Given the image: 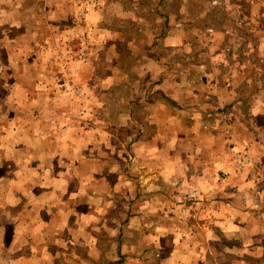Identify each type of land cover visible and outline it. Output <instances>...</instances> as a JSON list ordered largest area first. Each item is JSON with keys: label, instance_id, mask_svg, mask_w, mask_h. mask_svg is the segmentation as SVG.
I'll use <instances>...</instances> for the list:
<instances>
[{"label": "crops", "instance_id": "0c3cea01", "mask_svg": "<svg viewBox=\"0 0 264 264\" xmlns=\"http://www.w3.org/2000/svg\"><path fill=\"white\" fill-rule=\"evenodd\" d=\"M47 1L0 0V41L7 38L16 57L22 43L29 47L30 33L39 29L38 11L44 13L45 6L51 10ZM51 1L57 3L54 10L60 1L63 12V0ZM90 14L88 7L86 16ZM11 28L18 30L8 36ZM28 57L32 54H25ZM28 76L0 75V264H96L97 249L98 255L111 252L107 264H264V168L256 165L226 174L232 169L218 156L221 147L215 146L218 139L213 134L201 137L206 145L200 150L187 147L194 138L186 132L188 120L177 130L172 105L181 102L191 110L198 91L190 80L181 83L162 76L147 94L140 83L129 88L135 94L134 109L143 113L137 121L138 144L143 140L145 146L137 148L136 175L129 177L126 160L131 153L122 149L119 161L112 145H105L98 155L95 131L68 134L51 129L60 120L62 105L49 94L46 75H36L30 83ZM211 85L219 92V86ZM263 101L254 99L252 106ZM261 111L256 108L255 115ZM248 139L252 153L258 139ZM180 142L186 146L178 147ZM234 142L238 150L243 147L238 136ZM98 179H108V191L119 198L125 196L114 193L117 186L134 184L140 205L129 223L134 231L98 228V214L107 211L92 193V182ZM193 188L200 197L191 209L195 221L189 235L164 216L172 218L169 212L182 193ZM139 190L150 196L144 200ZM127 232H136V240L129 241ZM168 232L171 241L166 243ZM229 236L238 241L226 242Z\"/></svg>", "mask_w": 264, "mask_h": 264}, {"label": "rangeland", "instance_id": "374dc122", "mask_svg": "<svg viewBox=\"0 0 264 264\" xmlns=\"http://www.w3.org/2000/svg\"><path fill=\"white\" fill-rule=\"evenodd\" d=\"M47 2L51 10L45 6L44 13L38 11L35 17L39 29L30 33L28 41L19 37L25 38L29 47L22 43L18 57L10 50L7 38L0 41V75H30L29 83L36 75H46L43 79L51 87L49 94L62 105L58 125L54 127L56 121L51 120V129L68 134L95 131L98 155L103 154L105 145H112L119 161L122 149L132 154L125 158L128 176L134 177L135 152L145 146L143 140L138 144L141 131L137 121L143 113L134 109L135 94L129 88L140 83L147 94L153 81L171 75L181 83L187 78L198 91L191 110L181 102L172 105L177 112V130L188 120L186 132L194 138L187 147L200 150L206 145L201 137L213 134L218 139L215 146L221 147L218 156L227 159L226 165L232 169L226 174L256 165L264 168V104L252 106L254 99L264 100V0H63V12L60 1L56 10V1ZM38 9L43 7L39 4ZM16 30L6 32L9 36ZM28 53L32 54L29 59L25 58ZM212 83L219 86V92L213 90ZM256 108L263 113L255 115ZM249 135L258 139L252 153ZM237 136L243 142L239 150L234 142ZM180 146L186 145L180 142ZM239 152H246L250 161L234 169L228 162ZM218 156L214 157L217 164L221 160ZM92 183L97 203L107 207L98 214V228L134 231L130 220L140 209L134 184L117 186L114 193L125 196L119 198L109 192L108 179ZM139 192L146 195L144 200L150 196ZM192 192H197L196 197H189ZM199 197L198 189L186 190L169 212L172 218H164L190 235L195 221L191 209ZM135 235L125 233L131 242ZM164 240L171 241V232ZM225 241L238 240L229 236ZM97 255L98 249L93 252L96 264H107L112 256L108 251Z\"/></svg>", "mask_w": 264, "mask_h": 264}, {"label": "built area", "instance_id": "2783aa9c", "mask_svg": "<svg viewBox=\"0 0 264 264\" xmlns=\"http://www.w3.org/2000/svg\"><path fill=\"white\" fill-rule=\"evenodd\" d=\"M249 161H250L249 155L246 152H241V153L239 152L236 155V157L230 160L228 163L231 164V166L234 169H239V168L244 167ZM196 195H197V192H192L189 194V197H196Z\"/></svg>", "mask_w": 264, "mask_h": 264}]
</instances>
